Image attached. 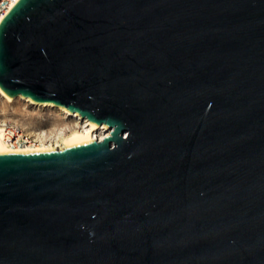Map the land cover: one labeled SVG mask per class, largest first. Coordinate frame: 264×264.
<instances>
[{
  "label": "water",
  "instance_id": "obj_1",
  "mask_svg": "<svg viewBox=\"0 0 264 264\" xmlns=\"http://www.w3.org/2000/svg\"><path fill=\"white\" fill-rule=\"evenodd\" d=\"M0 88L110 130L0 154V264H264V0H19Z\"/></svg>",
  "mask_w": 264,
  "mask_h": 264
},
{
  "label": "rangeland",
  "instance_id": "obj_2",
  "mask_svg": "<svg viewBox=\"0 0 264 264\" xmlns=\"http://www.w3.org/2000/svg\"><path fill=\"white\" fill-rule=\"evenodd\" d=\"M0 119L20 125L46 144L55 141L61 132L67 134L81 126L60 111L49 106H36L20 98L12 102L0 98Z\"/></svg>",
  "mask_w": 264,
  "mask_h": 264
},
{
  "label": "bare ground",
  "instance_id": "obj_3",
  "mask_svg": "<svg viewBox=\"0 0 264 264\" xmlns=\"http://www.w3.org/2000/svg\"><path fill=\"white\" fill-rule=\"evenodd\" d=\"M2 19L3 18H1V20ZM0 98L5 99L7 102H12L15 99L20 98L36 106H45V107L49 106L56 111H60L63 114H66L67 116L71 118H74L78 123L81 124L80 128H75L67 134H64L63 132H61L55 141L49 142L47 144L46 142L40 141L38 144H27L24 146L14 148V147L9 146L3 141H0V154L10 153V152L56 151V150H60L63 148L85 145L88 143H92L94 141L102 140L104 139V137L108 136L110 132L108 127H105V126H98L95 128L89 123L90 120H88L87 118L83 119L81 115L77 113H72L61 106L55 107L53 105L40 104V103L33 101L30 98H24L22 96L18 98H14V97L7 95L1 88H0ZM1 132H2V129L0 128V133Z\"/></svg>",
  "mask_w": 264,
  "mask_h": 264
},
{
  "label": "built area",
  "instance_id": "obj_4",
  "mask_svg": "<svg viewBox=\"0 0 264 264\" xmlns=\"http://www.w3.org/2000/svg\"><path fill=\"white\" fill-rule=\"evenodd\" d=\"M19 0H0V20ZM0 141L5 142L11 147H20L27 144H38L40 139L37 135L27 132L20 125L0 119Z\"/></svg>",
  "mask_w": 264,
  "mask_h": 264
}]
</instances>
